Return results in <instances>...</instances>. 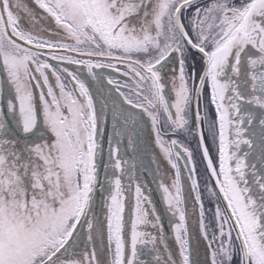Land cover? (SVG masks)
<instances>
[{"label": "snow or ice", "instance_id": "snow-or-ice-1", "mask_svg": "<svg viewBox=\"0 0 264 264\" xmlns=\"http://www.w3.org/2000/svg\"><path fill=\"white\" fill-rule=\"evenodd\" d=\"M33 3L42 11L24 0H0V98L4 83L14 93L6 110L0 105V264H101L95 242L105 233L107 264H192L181 160L192 165L188 180L210 264H264V0ZM49 60L84 66L93 80L94 69L103 68L128 78L121 84L109 77L107 84L148 117L155 144L174 170L170 183L158 187L175 218L176 254L140 183L125 219L134 177L124 168L120 137L133 145L129 122L136 124V114L112 102L105 162L107 99L98 112L86 83ZM61 73L71 78V88ZM206 87L214 114L207 106L201 113ZM254 121L259 163L246 136ZM180 137L195 139L205 162L207 210L194 153ZM145 253L151 262L141 258Z\"/></svg>", "mask_w": 264, "mask_h": 264}, {"label": "rangeland", "instance_id": "rangeland-1", "mask_svg": "<svg viewBox=\"0 0 264 264\" xmlns=\"http://www.w3.org/2000/svg\"><path fill=\"white\" fill-rule=\"evenodd\" d=\"M24 2L30 7V8H35L37 12H41L42 10H39L37 6L34 5L33 0H24ZM52 27H55L54 24L51 25ZM47 58V57H45ZM77 58H84L87 59V57H77ZM198 60V57H197ZM50 63L53 64L54 67H66L69 71L75 73L77 70L78 73L76 74L81 80H83L86 85L89 87L90 91L92 92L94 96V100L96 102V107L97 111L99 112L100 107L104 101V99H107L108 104H110V111H111V119H109V136L112 135L113 132V110H112V99L114 98L115 101H117L119 104L122 103V98L119 97L118 93L115 92L114 88L115 86L113 85H108L107 84V79L109 77L119 80L121 84L128 78L123 76L120 72H116L114 70L111 71H105L106 68L103 69H95L97 73V79L93 80L91 76L87 75L88 71L87 68L84 66H78V65H73V64H67V63H61L58 61H51L49 60ZM107 62V61H104ZM174 65L169 64L168 68L165 69V76H169L171 73L169 69H171ZM189 71H191V64H189ZM196 71H197V76L199 75L200 72V65L197 63L196 66ZM51 74V73H50ZM62 79H64V82L68 85L69 88H71V84L68 83L69 80H71L70 77H66L65 74L61 73ZM52 79L51 82L54 84L55 83V78L50 76ZM3 77H0V80H2ZM74 83V81H73ZM10 88L7 86V83L3 84V91H5V95L7 97V100L9 97L14 96V93L12 94L9 93ZM125 91V94L127 95V90L122 89ZM165 91L167 92L168 89L166 88ZM9 93V94H8ZM130 98L134 101L137 100V97L130 96ZM207 106V111L209 113L214 114V106L210 104L209 102V92L207 87L204 90L203 94V99H202V104H201V113L203 114L204 107ZM129 109L132 111H135V114L138 118L141 120V126L135 125L136 128H133L134 126L132 125V122H129V127L133 128L132 131V140H133V145L129 146V150L131 152V155H128L124 152L122 142L120 144V155L121 157L127 161V164L124 165V168L126 172H128L130 175L134 177L133 181V187L131 191H126V195L128 196V199L126 200V210H125V219L126 221L129 219L130 211L134 206V189H135V183H140L142 187V191L145 193V195H148V192L145 188L144 185V180L142 177V172L140 169L141 165H144L145 162L147 161L152 168V179L159 190L161 199H162V194L161 190L158 187V184L160 182L164 183H170L172 175L174 173V170L171 169V167L168 165L166 159L163 157V154L160 152L159 148L156 146L155 141H154V134L152 132L151 124L150 121L148 120V117L146 115H143L141 113L140 109L137 108H132L131 106H128ZM124 109V107H123ZM106 109L104 111V115L106 113ZM258 114V113H257ZM104 122V121H103ZM102 122V124H103ZM102 126V125H101ZM139 130V132H138ZM123 136V135H122ZM122 136L120 137V140L122 141ZM246 136L248 138L253 139L254 141V148L251 150L254 152V155L256 159L253 162L259 163V156H260V149H261V133H260V126L258 121H254V124L252 125V133L251 135L246 133ZM127 143H128V137L125 135ZM136 137V139H135ZM181 143L189 147L193 153H194V163H195V178L198 179L199 181V190L202 193L203 201H204V207L205 209H209L212 207L210 201H209V193L205 191V181L208 179V174L206 172V167H205V162L201 159V154L197 150L196 147V140L189 138V140H184L183 137L179 138ZM207 139V137H206ZM135 140L137 143L135 144ZM141 146V148H140ZM140 148V149H139ZM211 148V146H210ZM244 150H248L246 146H242ZM138 149V150H137ZM212 152V158L214 163L216 162L217 154L215 149H211ZM145 156V159H144ZM108 159V147H107V152H106V160ZM146 165V164H145ZM179 165L181 167V174H182V183L184 187V195L185 199L187 201L188 205V216H187V227L188 231L191 237L190 240V246L192 251H193V257H194V262L195 264H210V253L209 249L207 246V242L202 238V235L199 232L198 229V207H194V193L191 192L190 184L191 182L188 180V168H191L192 165L189 164L185 166L184 160H181L179 162ZM111 170H109V173ZM103 175H104V170H103ZM102 175V177H103ZM125 185L129 183L127 178L125 177L124 179ZM151 197V196H150ZM221 207H223V204H221ZM98 213L100 214L101 219H103V213L101 212L100 208L97 207ZM167 213V212H166ZM165 213V214H166ZM167 216L171 219V222H175V218L170 217L169 214L167 213ZM211 219L210 214L206 213V220L205 223H208V221ZM168 227V224H167ZM168 229V228H167ZM167 229L164 227V235H165V242L168 244L169 248L172 250L174 254L177 253V245L175 243L174 239V232L172 230V235L170 237H167L170 235V232L167 231ZM149 231H152V229H149ZM107 244V239H106V233L104 237L97 238L95 242L96 250H97V257L101 261V264H107V260L109 259L108 254L104 252V247H106ZM84 245L81 244L80 249L78 251H83ZM161 251L162 246H161ZM178 258V256H177ZM145 259H150V258H145Z\"/></svg>", "mask_w": 264, "mask_h": 264}, {"label": "water", "instance_id": "water-1", "mask_svg": "<svg viewBox=\"0 0 264 264\" xmlns=\"http://www.w3.org/2000/svg\"><path fill=\"white\" fill-rule=\"evenodd\" d=\"M1 99H3V97ZM109 119H110V113H109V109H108L107 112L105 113L104 122L102 124V127L104 129V133H103L104 160H106V152H107V147H108ZM122 146H123L124 152L126 154L130 155V150H129L125 135L122 137ZM102 175H103V167H101V177H102ZM143 177H144L145 185L147 186V188L149 190L151 199H152L153 203L155 204L157 211L161 214V219H162L163 225L167 229L168 228L167 227L168 217L165 214L164 208L162 206L160 197L156 191L155 185H154V183H153V181H152V179L148 173L143 172ZM98 199H99V197H98ZM167 231H168V229H167ZM191 247L192 246H190V252H191L190 260H191L192 264H195L194 257H193V251H192ZM141 258H151V256L148 254H146V255L144 254V256Z\"/></svg>", "mask_w": 264, "mask_h": 264}, {"label": "flooded vegetation", "instance_id": "flooded-vegetation-1", "mask_svg": "<svg viewBox=\"0 0 264 264\" xmlns=\"http://www.w3.org/2000/svg\"><path fill=\"white\" fill-rule=\"evenodd\" d=\"M111 70H112V69H108V68L105 69V71H111ZM94 72H96L95 69H94ZM75 73L77 74L78 71L76 70ZM49 75L51 76L50 73H49ZM87 75H89V74L87 73ZM89 76H90V75H89ZM50 79H52V78L50 77ZM7 86H8V85H7ZM8 87H9V86H8ZM9 93L12 94L11 90H9ZM9 93H8V94H9ZM2 97H3V99L0 98V105H2V106L5 108V110H6L7 97H6V95H5V91L2 92ZM9 98H12V96L9 97ZM113 101H115L114 98L112 99V102H113ZM112 102H110V103H112ZM120 105H121L122 107H124V109H126L128 113H135L134 110L131 111V110L129 109L128 106H130V105L124 103L123 101H122V103H120ZM108 109H109L110 119H111L110 104H108V107L106 108V111H107ZM104 117H105V115H104ZM109 132H110V131H109ZM123 136H124V135H123ZM123 136H122V137H123ZM108 138H109V136H108ZM130 155H131V152H130ZM144 159H145V157H144ZM144 162H145L146 165L144 164V165H141V166H140V169H141V172H142V177H143V172H146V173L149 174V176H150L151 179H152V176H151V173H150V171H151L152 168L150 167V165H149V163H148L147 161H144ZM143 180H144V178H143ZM152 181H153V179H152ZM153 183H154V181H153ZM144 185H145V181H144ZM154 185H155V183H154ZM145 188H146V190H147V192H148V195L150 196L149 190H148V188H147L146 185H145ZM155 188H156V191H157V193H158V195H159V197H160L161 203H162V199H161V196H160L159 190L157 189L156 185H155ZM162 206H163V208H164L163 203H162ZM98 207H99V199H98ZM97 211H98V209H97ZM164 211H165V209H164ZM165 213H166V211H165ZM166 214H167V213H166ZM170 221H171V219L168 217V231L170 232V235H168L167 237H170V236L172 235V228L170 227ZM146 254H148V253H145V255H146ZM148 255H149V254H148ZM142 259H145V258H142ZM146 260H149V261L151 262V258H150V259H146Z\"/></svg>", "mask_w": 264, "mask_h": 264}, {"label": "trees", "instance_id": "trees-1", "mask_svg": "<svg viewBox=\"0 0 264 264\" xmlns=\"http://www.w3.org/2000/svg\"><path fill=\"white\" fill-rule=\"evenodd\" d=\"M135 125H139V126H141V120H140V118H138L137 116H136V124ZM135 125H134V127L133 128H136L135 127ZM138 132H139V130H138ZM135 139H136V137H135ZM137 143V141L135 140V144ZM137 145H139L138 143H137ZM140 148H141V146H140ZM139 148V149H140ZM138 150V149H137ZM253 152V151H252ZM254 153V152H253ZM145 157V156H144ZM250 159H251V157H250ZM150 173H152V170L150 171Z\"/></svg>", "mask_w": 264, "mask_h": 264}]
</instances>
